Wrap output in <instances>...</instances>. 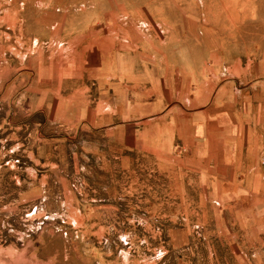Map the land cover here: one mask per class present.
<instances>
[{
	"label": "crops",
	"instance_id": "obj_1",
	"mask_svg": "<svg viewBox=\"0 0 264 264\" xmlns=\"http://www.w3.org/2000/svg\"><path fill=\"white\" fill-rule=\"evenodd\" d=\"M8 8L0 157H25L30 179L21 181L62 205L67 228L73 221L76 234H94L90 221L113 219L114 181L129 187L149 172L166 188L153 193V219L204 220L216 204V234L264 253V4L11 0ZM57 187L63 195L51 194ZM184 236L175 232L173 243Z\"/></svg>",
	"mask_w": 264,
	"mask_h": 264
},
{
	"label": "rangeland",
	"instance_id": "obj_2",
	"mask_svg": "<svg viewBox=\"0 0 264 264\" xmlns=\"http://www.w3.org/2000/svg\"><path fill=\"white\" fill-rule=\"evenodd\" d=\"M10 3L0 0L1 25L9 20ZM256 3L262 5L264 0ZM26 163L23 156L0 157V167L16 165L15 172L0 170V264H264V253L233 249L239 236L216 234L220 215L216 204L204 220L153 219L158 207L153 193L166 188L149 172L135 175L129 187L119 180L116 187L114 181L113 219L90 221L96 224L94 234H76L73 221L67 228V221L57 213L62 205L45 203L30 187L35 182L21 181ZM71 190L81 189L74 183ZM49 191L64 193L59 187ZM160 206L162 211L178 208ZM175 232L186 233L177 246Z\"/></svg>",
	"mask_w": 264,
	"mask_h": 264
}]
</instances>
